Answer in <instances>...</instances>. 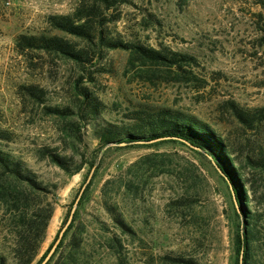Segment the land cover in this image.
<instances>
[{
  "label": "rangeland",
  "instance_id": "374dc122",
  "mask_svg": "<svg viewBox=\"0 0 264 264\" xmlns=\"http://www.w3.org/2000/svg\"><path fill=\"white\" fill-rule=\"evenodd\" d=\"M258 1L135 0L118 9L120 19L109 24L113 34L196 56L195 72L208 82L198 88L160 77L145 80L140 70L144 66L129 64V52L123 49L103 51L104 57L86 68L54 53L21 52L16 40L22 33L63 34L50 27L47 17L72 13L79 0H0V128L13 134L12 140L0 144L27 161L41 179L59 185L57 199L50 194L40 202L55 204L40 255L65 224L91 171L88 163L79 173L67 174L42 157L41 150L50 147L77 161L97 157L99 168L80 207L88 227L84 243L94 253L90 264H188L172 261V256L193 264H235L236 234L243 218L206 157L172 142L99 150L95 131L107 121H127L140 103L194 114L228 139L244 177L259 186L261 173L247 156L264 145V124L261 131L246 130L227 104L232 100L248 108L264 105V7ZM80 76V84L103 103L97 118L87 116L89 110L79 98ZM31 84L43 89V98L25 93L24 87ZM67 106L74 109L70 115L49 111ZM108 179L111 201L138 231L135 239L117 231L124 244L120 254L104 247V232L93 221L95 214L109 221L101 208ZM129 183L136 186L131 189ZM256 197L255 208L264 212L259 191ZM16 214L14 206L0 199V244L9 243L6 235ZM261 226L254 243L256 264H264V216Z\"/></svg>",
  "mask_w": 264,
  "mask_h": 264
},
{
  "label": "trees",
  "instance_id": "16d2710c",
  "mask_svg": "<svg viewBox=\"0 0 264 264\" xmlns=\"http://www.w3.org/2000/svg\"><path fill=\"white\" fill-rule=\"evenodd\" d=\"M134 1L79 0L72 13L50 14L47 17L50 27L63 34L22 33L16 40L17 49L21 52L39 50L61 55L74 61L81 68H86L89 64L96 65L97 61L104 57L105 50L123 49L129 52V64L144 66L140 67V70L146 74L145 80L155 82L154 78L160 77V80L165 82H190L197 84L198 88L205 87L207 79L199 77L195 72L196 66L199 65L196 56L165 45L157 47L137 40H127L110 31L109 24L120 19L121 13H117L118 9L122 5L133 4ZM258 3L264 7V0H259ZM82 79L84 76H80L76 81L79 98L89 110L87 116L97 118L103 110V103L91 90L80 84ZM24 88L25 93L31 97H44L43 89L37 85H26ZM227 104L243 128L261 131L264 124V105L248 108L232 100H228ZM73 110L68 106L49 108L51 113L62 116L70 115ZM12 135V132L0 128V141L12 140ZM95 136L99 150L108 145L121 147L172 142L206 157L226 183L237 213L243 218L236 234L235 264H256L254 243L262 232L264 212L255 207L259 202L258 196L256 197L258 191L263 197L261 204L264 201V145L258 144V147L254 148L255 153L247 156L248 161L256 168L254 170L261 173L259 186H256L241 172L228 139L210 123L179 109L140 103L131 110L127 121L101 123L95 131ZM41 153L42 157L48 158L69 175L79 173L88 163V168L92 169L97 159L96 157L91 161L73 160L71 156L50 147L43 148ZM110 182L112 179H108L102 187L101 203V208L108 215L109 221L102 219L100 214H95L93 221L104 232L101 236L103 240L100 239L105 244L104 247L120 254L124 244L117 231L132 239L137 237L138 231L121 207L111 201L112 197L106 190ZM90 186L91 183L85 188L73 220L47 264H90L94 253L84 243V232L88 227L81 217L80 208L89 195ZM129 186L132 189L136 185L129 183ZM58 189V184L41 179L27 161L5 150L0 144V199L17 210L6 235L9 243L0 244V264L41 263L58 234L40 255L55 209L53 202H49L48 205H42L40 202L50 194L57 199ZM170 259L193 264L191 260L180 256H172Z\"/></svg>",
  "mask_w": 264,
  "mask_h": 264
},
{
  "label": "water",
  "instance_id": "95a60500",
  "mask_svg": "<svg viewBox=\"0 0 264 264\" xmlns=\"http://www.w3.org/2000/svg\"><path fill=\"white\" fill-rule=\"evenodd\" d=\"M124 144V143H122ZM97 167V163L93 166V168L91 169L90 173H89V176L87 178V181L84 183V185L82 186L77 198L75 199L74 203H73V207L69 213V216L65 222V224L63 225V227L60 229L59 233H58V236L57 238L55 239V241L53 242L52 246L50 247L48 253L45 255L44 259L41 261L40 264H47L51 257L53 256V254L55 253L60 241L62 240L66 230L68 229L69 225L71 224L72 220H73V217H74V213L78 207V204H79V201L81 199V196L85 190V188L87 187L88 183L90 182L94 172H95V169ZM240 211V209H239Z\"/></svg>",
  "mask_w": 264,
  "mask_h": 264
}]
</instances>
